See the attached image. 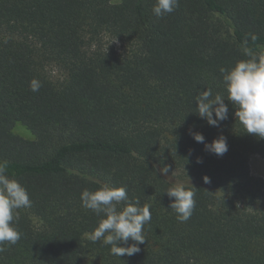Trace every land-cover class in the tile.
Wrapping results in <instances>:
<instances>
[{"label": "trees", "instance_id": "1", "mask_svg": "<svg viewBox=\"0 0 264 264\" xmlns=\"http://www.w3.org/2000/svg\"><path fill=\"white\" fill-rule=\"evenodd\" d=\"M155 3L0 0V160L32 202L0 264H264V180L250 168L264 139L236 120L220 72L248 58L246 34L258 36L254 54L264 51V0H179L160 19ZM207 88L229 107L218 128L197 113ZM190 131L206 143L223 135L227 153L206 151ZM176 182L196 187L186 222L164 193ZM101 184L150 205L139 253L114 256L89 240L101 217L80 197Z\"/></svg>", "mask_w": 264, "mask_h": 264}, {"label": "clouds", "instance_id": "2", "mask_svg": "<svg viewBox=\"0 0 264 264\" xmlns=\"http://www.w3.org/2000/svg\"><path fill=\"white\" fill-rule=\"evenodd\" d=\"M179 6V0H156L153 14L163 18L171 14ZM249 37L253 44L258 40L255 34H246L244 39L247 59L238 61L231 69L220 68L223 82L228 93L227 100L235 105V118L244 127L245 132L264 139V51L254 54L248 47ZM30 89L39 91L42 83L33 78ZM197 113L210 126L219 127L222 121L229 118V107L225 97L219 93L213 96L211 88L201 91L196 96ZM215 114V115H214ZM193 139L205 145V150L217 156H223L228 151L226 137L220 135L211 143L205 142L202 133L190 131ZM198 163L202 162L199 158ZM160 173L167 176L170 167L160 168ZM205 183L210 178L205 176ZM189 187L183 182L173 183L164 192L169 197L170 208L177 214L179 222L190 219L196 205V188L191 183ZM82 206L101 217L98 226L88 236L93 243L101 242L110 246L114 256H132L141 251L139 245L145 242L144 227L151 221L150 205L141 206L139 198L130 200L126 187H113L101 184L95 191L83 190ZM31 199L27 189L9 172V161L0 160V253L5 245L12 246L21 239L22 233L16 227L19 219L18 210L31 207ZM124 206L118 209V205ZM133 243L129 244V241ZM126 245V246H121Z\"/></svg>", "mask_w": 264, "mask_h": 264}, {"label": "rangeland", "instance_id": "3", "mask_svg": "<svg viewBox=\"0 0 264 264\" xmlns=\"http://www.w3.org/2000/svg\"><path fill=\"white\" fill-rule=\"evenodd\" d=\"M109 46H114L116 49H120L121 46L117 42H111L108 44ZM15 134L26 138V139H34V136L32 133L25 128L21 124H17L15 129H14ZM250 168H251V173L256 176V177H261L264 180V158L260 156H252L250 158ZM264 203V202H263ZM84 264H100L97 259L95 258H87L84 262Z\"/></svg>", "mask_w": 264, "mask_h": 264}]
</instances>
